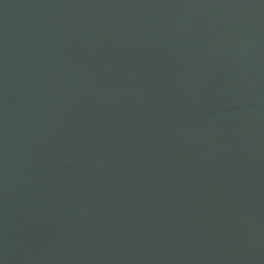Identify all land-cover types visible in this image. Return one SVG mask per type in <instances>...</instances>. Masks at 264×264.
Wrapping results in <instances>:
<instances>
[{
    "label": "water",
    "instance_id": "95a60500",
    "mask_svg": "<svg viewBox=\"0 0 264 264\" xmlns=\"http://www.w3.org/2000/svg\"><path fill=\"white\" fill-rule=\"evenodd\" d=\"M0 264H264V0H0Z\"/></svg>",
    "mask_w": 264,
    "mask_h": 264
}]
</instances>
